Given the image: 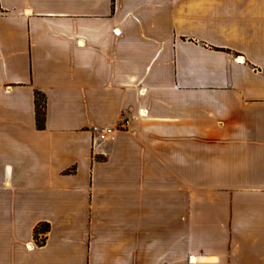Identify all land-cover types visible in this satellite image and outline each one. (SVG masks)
<instances>
[{
  "label": "crops",
  "instance_id": "1",
  "mask_svg": "<svg viewBox=\"0 0 264 264\" xmlns=\"http://www.w3.org/2000/svg\"><path fill=\"white\" fill-rule=\"evenodd\" d=\"M0 264H264V0H0Z\"/></svg>",
  "mask_w": 264,
  "mask_h": 264
},
{
  "label": "trees",
  "instance_id": "2",
  "mask_svg": "<svg viewBox=\"0 0 264 264\" xmlns=\"http://www.w3.org/2000/svg\"><path fill=\"white\" fill-rule=\"evenodd\" d=\"M36 120L37 125L39 128H42L44 126V120H45V97L40 92H36ZM44 225V229L40 230V226ZM49 231V224L43 223L39 224L35 228V238L37 239V243L39 245H42L46 241L45 234ZM39 234H42V237L39 238Z\"/></svg>",
  "mask_w": 264,
  "mask_h": 264
},
{
  "label": "built area",
  "instance_id": "3",
  "mask_svg": "<svg viewBox=\"0 0 264 264\" xmlns=\"http://www.w3.org/2000/svg\"><path fill=\"white\" fill-rule=\"evenodd\" d=\"M94 134V142H103L113 140L115 138L116 129L111 126L94 125L91 128Z\"/></svg>",
  "mask_w": 264,
  "mask_h": 264
},
{
  "label": "rangeland",
  "instance_id": "4",
  "mask_svg": "<svg viewBox=\"0 0 264 264\" xmlns=\"http://www.w3.org/2000/svg\"><path fill=\"white\" fill-rule=\"evenodd\" d=\"M44 227H45L44 225L40 226V230H43V229H44ZM40 235H42V234H40ZM40 235H39V238H41V237H42V236H40Z\"/></svg>",
  "mask_w": 264,
  "mask_h": 264
}]
</instances>
